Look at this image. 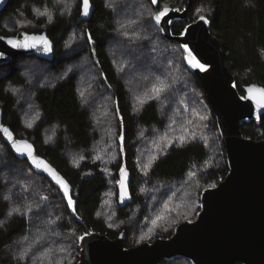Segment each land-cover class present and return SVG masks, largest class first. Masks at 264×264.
I'll return each instance as SVG.
<instances>
[{
  "label": "trees",
  "instance_id": "trees-1",
  "mask_svg": "<svg viewBox=\"0 0 264 264\" xmlns=\"http://www.w3.org/2000/svg\"><path fill=\"white\" fill-rule=\"evenodd\" d=\"M47 1L8 0L0 14V35L8 36L2 26L6 18L22 15L36 27L16 34L45 32L55 45L52 61L29 56L0 66V109L3 123L15 136L30 141L69 183L72 204L26 160L17 159L0 136L6 164L21 171L15 182L30 186L27 194L17 189L7 193L0 176V264H77L78 239L90 231L110 239L124 231L126 248L144 243V237L169 238L177 225L189 221L185 214L179 216L180 197H171L170 188L185 192L187 186L200 184L195 191L198 214L202 191L218 185L228 173L205 92L187 69L182 48L162 37L154 15L136 19L135 36L141 40L137 41L122 33L130 0H91V17L76 24L81 7L77 0L74 11L56 16L49 28H43L32 8ZM167 1L171 4L167 8L183 10L187 4V0H159L153 9ZM61 2L54 11L70 6V0ZM197 10L202 11L196 14ZM202 16L211 23L210 32L220 42L240 94L250 84L264 89V0H192L186 18L173 24V33L180 34ZM115 25L121 26L118 32ZM74 29L85 33L86 42L83 49L65 56L63 38ZM155 43L167 48L161 56L155 55ZM86 54L93 83L91 103L80 99L70 68L62 73L66 62ZM164 83L167 90L162 97L133 107L129 88L142 93ZM20 96L31 100L29 108L19 109ZM101 110L109 116L99 118ZM174 111L177 115L172 116ZM241 131L246 138L264 140V115L259 125L242 123ZM139 138L160 150L146 174L140 173L136 160ZM114 156L118 162H111L110 180L101 162ZM123 171L129 177L130 202L121 208L118 185ZM15 182L10 179L7 187ZM44 199L47 202H40ZM162 264L190 263L175 259Z\"/></svg>",
  "mask_w": 264,
  "mask_h": 264
},
{
  "label": "water",
  "instance_id": "water-1",
  "mask_svg": "<svg viewBox=\"0 0 264 264\" xmlns=\"http://www.w3.org/2000/svg\"><path fill=\"white\" fill-rule=\"evenodd\" d=\"M150 2L154 8L159 6V0ZM7 3L0 0V14ZM191 4L192 0H187L183 10L164 8L153 21L166 41L177 43L185 52V65L205 92L228 173L218 185L202 191L195 220L177 225L169 238L126 248L124 231L113 239L90 231L78 239L77 264H162L175 259L190 264H264V140L246 138L241 131L242 123L259 125L264 115V89L250 84L243 86L240 94L206 17L188 24L178 35L173 33V24L186 18ZM93 11L91 0H81L76 24L89 19ZM54 50L45 32L0 35V66L29 56L52 61ZM0 136L17 159L26 160L36 174L46 177L71 206L69 183L36 153L30 141L17 138L3 123L2 109ZM118 195L121 208L130 202L129 177L124 172L120 174Z\"/></svg>",
  "mask_w": 264,
  "mask_h": 264
},
{
  "label": "rangeland",
  "instance_id": "rangeland-1",
  "mask_svg": "<svg viewBox=\"0 0 264 264\" xmlns=\"http://www.w3.org/2000/svg\"><path fill=\"white\" fill-rule=\"evenodd\" d=\"M130 2H131V4H126V9H128L130 11V16L127 17L129 19L126 22V26H124L125 28H123L122 33L124 35L128 34L131 38H134L137 41H141V40H139V38L135 36L136 35V29H134V27L136 25V19L140 20L142 17L148 19L149 17H153V15H155L157 12L161 11L163 8L171 7V4L169 1L163 3L162 6L156 10L153 9V7H150L148 1H146V0H130ZM61 3H62L61 0H48L45 5H42L39 8L38 7L32 8V11L36 17V20L38 22H40V25L43 28H49L52 25V23H54L53 21H54L56 16L63 15L66 13L70 14L71 11H74V9L77 6V0H70V2L67 4V5H70V6H68L67 10L54 11L55 8L60 7ZM201 11L202 10H197L196 14L201 13ZM120 22H121V19H119L118 23H120ZM2 26L6 30V34L8 36H15V34L19 31H22L24 29H34L36 27L35 23H31L29 20L24 19V17L22 15H19L18 17L6 18L3 21ZM115 28H116L115 29L116 32H118L119 29L121 28V26L115 25ZM144 28H146V27H144ZM122 33H119V34H122ZM85 42H86L85 33H81L79 31H76L75 29L71 30L67 34V36L65 35V37L63 38V42L61 44L62 51H63L65 56L72 55V54L78 52L79 50L83 49ZM155 46H156L155 55H158V56H161L163 54V52L167 49L159 43L158 44L155 43ZM175 51L176 50H174V52H173L174 56H175ZM87 57H88V55L86 54V55H83V57L80 59H77V60L71 61V62H66L64 64V66L62 67V69H63L62 73H63V75H66L67 68H70V73H74L77 77V80H76L77 81V90H78V94H79L80 99L84 102L91 103L90 99L92 96L93 83L91 85V81H90L91 71L88 70V68H87V61L89 58V57L88 58ZM124 70H126V69L124 68ZM132 80L133 79L131 78V81ZM129 89H130V91L133 92V93H130V99H131L132 105L135 109H138V108H140V106L144 102L152 101L154 99L162 97L164 92L167 90V86H166V83H164L159 87H153L150 90L144 91L142 93L136 92L134 90V88H129ZM142 90L143 89H141V91ZM20 93H22V92L18 91V94H20ZM22 94L24 95L25 93H22ZM167 94H169V93H167ZM24 97L25 96H23V97L20 96V98H22V99L18 102V106H20V108H19L20 110H24V109L30 107L28 103H29V101L31 102V100L24 98ZM179 108H180V105L177 104L176 109H179ZM175 115H177V113L174 111L172 116H175ZM98 116H99V118L103 119L105 117H108L109 115H108L107 111L103 112L101 110V112L98 113ZM181 117H183V116H181ZM144 143L145 142L144 141L142 142V139L140 140V138H139L138 145H137L138 151H137L136 160H137V165L140 169L141 174H146L147 170H150V168L153 165L154 158L156 159L160 153V150L157 146H146ZM155 144L156 143L154 141H151V145H155ZM113 160H114V163L118 162L116 156H114L111 159H108L106 162H103V163L101 162V164H102L101 167H102V169H104L105 175H107L108 179H110V180L112 178V176H111L112 172L110 171L109 168L111 167V162ZM20 175H21V171L19 169L14 168V166H12V165L6 164L5 153L3 151V148L0 145V176L3 179V183L5 184V186H4L5 189L7 188L6 189L7 193L10 192L11 189L25 190L24 194H27L30 192V190H29L30 186L28 185V183L25 182L24 184H22V186H20V184L17 185V183L15 182ZM10 179H12V181H14L15 183H13L14 185H12L11 187H7V184H8ZM22 180H23V177L21 178L20 181H22ZM196 187H200V184L196 183V186H194L192 184L187 186V190L185 192L184 191H178L177 189H174L173 187L170 188V189H173L169 193V195L171 197L178 196V195L180 197V200H179L180 204L179 205L182 206L183 212L181 211L179 206H177L179 209V212H180L179 216H182L185 214L184 215L185 218L189 219V221L195 220V218H196L195 214H197L196 207L198 206V202L195 198V191L197 189ZM111 196H113V195L110 193L108 197L111 198ZM197 199H198V197H197ZM40 202L45 203V202H47V200L44 199V201H40ZM15 209L16 210H23L24 207L16 206ZM24 211H25V213H28L29 209L28 210L24 209L23 212ZM174 211L177 212V210H174ZM180 218H179V220H180ZM148 241H154V239L144 237V243L148 242Z\"/></svg>",
  "mask_w": 264,
  "mask_h": 264
}]
</instances>
